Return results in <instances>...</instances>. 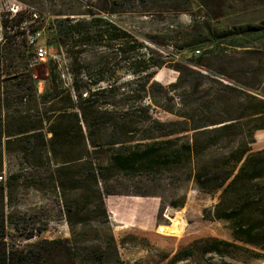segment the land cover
Here are the masks:
<instances>
[{
    "label": "trees",
    "instance_id": "16d2710c",
    "mask_svg": "<svg viewBox=\"0 0 264 264\" xmlns=\"http://www.w3.org/2000/svg\"><path fill=\"white\" fill-rule=\"evenodd\" d=\"M177 1L182 4L177 7L178 14L192 12V0ZM247 1L194 0L204 15L195 17L192 25L177 35L183 43L181 49L192 53L188 64L177 69L179 79L171 87L182 92L177 111L167 110L177 120H146L145 127L152 133L140 139L132 135L135 122L128 118L136 119L149 110L142 105L143 98L123 114L114 104L112 111L103 110L99 102L113 89H88L80 78L82 68L74 73L73 90L65 89L59 64L54 61L47 64L49 87L40 92L34 51L24 39L17 42L9 34L8 28H14L16 19L11 21L2 14L0 176L8 165L9 173L6 181L0 182V264H124L100 187L115 172L134 177L172 170L189 173L200 191L218 200L213 209L203 211L204 219L227 224L235 241L264 252V149L252 148L256 132L264 130V21L219 26L238 3ZM252 1L254 7H264V0ZM113 30L109 24L93 36L86 34V24L68 25L60 28L58 43L73 50L104 42V38L111 42L129 38ZM141 48L137 42L120 47L124 53L135 54ZM197 50H202L200 55H195ZM79 54L73 58V71L80 65ZM149 61L135 59L133 84L153 79L150 69L160 67V63L151 65ZM108 67L106 64L96 73L95 86L106 78L105 72L112 73ZM201 79L218 87L209 85L201 91L208 86ZM214 110L228 116L209 119ZM20 183L37 192L55 194L73 229L71 239L38 240L26 248L10 245L12 231L27 240L45 231L38 228L28 233L17 220L12 195ZM78 191L79 197L73 198ZM7 206L12 210L7 212ZM78 226L83 230L76 233ZM92 226H107L109 230L95 231L98 244L88 252L81 244L89 241L87 229ZM196 250L203 257L233 256L238 251L257 259L264 257L235 243L209 238L195 249L178 251L173 261L193 259Z\"/></svg>",
    "mask_w": 264,
    "mask_h": 264
},
{
    "label": "rangeland",
    "instance_id": "374dc122",
    "mask_svg": "<svg viewBox=\"0 0 264 264\" xmlns=\"http://www.w3.org/2000/svg\"><path fill=\"white\" fill-rule=\"evenodd\" d=\"M192 3L191 13L178 14L177 7H181L182 4L177 0H0V41L4 40L2 14L11 20L10 8L13 5L19 6L23 12L14 18L17 23H13L14 28L9 34L15 36L17 42H21L22 38L19 37L21 27L30 31L38 29L44 31L39 45L47 47L48 58L37 63L39 66L35 70L40 82V92L49 87L47 64L50 61L59 64L63 86L69 90H73L75 71L82 68L80 78L88 89L95 87L113 89V92L107 93L108 95L99 102L103 110L112 111L114 106L111 104H114L115 109L123 114L138 101L137 99L143 98L142 105L149 107V110L140 113L136 119L128 118V121L135 122L131 125L134 129L132 135L140 139L152 133L149 126L145 127L146 120L162 122L177 120V117L167 110L177 111L179 95L182 92L171 87L179 79L180 73L177 69L187 65L192 59V53L181 49L183 43L177 35L183 28L190 27L195 17L199 19L204 15V10L199 4L194 0ZM34 15L38 16L36 21ZM261 21H264V7H254V1L248 0L245 3H238L233 13L222 19L219 26L226 28ZM107 23L114 27L113 31L128 35L129 38L112 42L104 38V42H91L83 48L73 50L61 47L58 43L61 27L86 24V34L96 36L106 30L109 25ZM132 42L142 45L138 53L121 51V45ZM77 52H80V65L73 71V58ZM137 58L145 61L152 58L148 62L151 65L160 63V67L153 66L150 69L154 77L148 83L142 79L133 84L135 79L133 68ZM106 64H109L108 71L112 73L105 72L106 78L95 86L93 83L97 78L96 73ZM202 73L207 74L204 71ZM208 77L227 84L226 81L212 75ZM203 80L208 86L202 87L201 91L207 89L209 85L218 87V84L201 79ZM153 84L156 86L151 89ZM227 116V112L214 110L209 114V119L221 120ZM252 148L254 151L264 149V130L256 132V143ZM8 173L9 165L5 166L2 173L3 182L8 178ZM189 175L187 172L175 170L163 171L156 176L140 177L115 172L107 184L100 186L105 194L104 202L111 230L119 244V255L123 263L264 264V257L257 259L240 251L227 257L218 254L203 257L196 250L193 259L173 261L178 251L195 249V245H202L209 238L232 242L264 256L260 249L235 241L227 224L204 219L203 211L213 209L218 200L200 191L194 181L190 180ZM79 195L80 191L72 194V197L77 199ZM5 204L11 206L8 199H5ZM8 206L7 212L12 210ZM12 207L18 213L17 220L21 227L27 229L28 233L38 228H44L45 231L33 240H27L20 233L12 231L8 240L10 245L26 248L38 240L72 238L73 229L52 192H37L25 188L20 183L13 189ZM81 230L83 227L74 228L76 233ZM87 230L90 232L89 241L81 244V247L91 252L98 244L95 231L103 233L109 229L107 226L98 228L92 226ZM60 260L64 262V258ZM80 264L89 263L80 261Z\"/></svg>",
    "mask_w": 264,
    "mask_h": 264
},
{
    "label": "built area",
    "instance_id": "2783aa9c",
    "mask_svg": "<svg viewBox=\"0 0 264 264\" xmlns=\"http://www.w3.org/2000/svg\"><path fill=\"white\" fill-rule=\"evenodd\" d=\"M10 12H11V16L10 19H14L16 17H18L23 11L22 9H20L19 6L17 5H13L10 8ZM34 19L35 21L38 19L37 15H34ZM50 27V26H49ZM22 32L21 35H19V37H21L22 39L25 40V42L27 43V45L33 49L34 51V57H33V63L37 64L40 62H44L47 60L48 58V49L46 46H41L39 45V42L41 40V38L43 37V30H34V31H30L25 29L24 27H21ZM12 30L11 26L8 28V31L10 32ZM202 52V50H197L195 51V55H200ZM4 180L3 176H0V182Z\"/></svg>",
    "mask_w": 264,
    "mask_h": 264
}]
</instances>
